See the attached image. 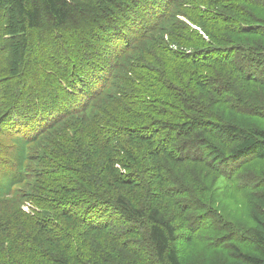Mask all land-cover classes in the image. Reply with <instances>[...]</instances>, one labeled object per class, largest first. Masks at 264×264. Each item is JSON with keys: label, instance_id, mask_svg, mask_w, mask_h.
<instances>
[{"label": "trees", "instance_id": "16d2710c", "mask_svg": "<svg viewBox=\"0 0 264 264\" xmlns=\"http://www.w3.org/2000/svg\"><path fill=\"white\" fill-rule=\"evenodd\" d=\"M260 9L0 0V264H183L177 241L264 162V128L230 116L264 117ZM252 184L254 249L233 264H264Z\"/></svg>", "mask_w": 264, "mask_h": 264}, {"label": "rangeland", "instance_id": "374dc122", "mask_svg": "<svg viewBox=\"0 0 264 264\" xmlns=\"http://www.w3.org/2000/svg\"><path fill=\"white\" fill-rule=\"evenodd\" d=\"M256 13L264 20V9L256 10ZM238 39H253L254 44L262 40L261 37L250 36L238 37ZM230 116L242 125L264 128V117L240 114ZM197 173L200 171L197 170ZM263 173L264 162L253 161L243 173L242 178L238 180L242 184L237 186L231 184L222 192L220 224L207 221L209 224L205 223L196 231L190 241H186L185 238L177 241L179 257L183 264H233L229 257L231 245L235 244L244 250L254 249L253 236H251L253 227L251 213L257 197L255 185L252 182ZM238 187H241V190L237 189ZM70 253L60 249L58 255L65 258L69 257ZM121 255L129 256L125 251Z\"/></svg>", "mask_w": 264, "mask_h": 264}]
</instances>
